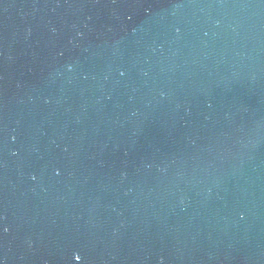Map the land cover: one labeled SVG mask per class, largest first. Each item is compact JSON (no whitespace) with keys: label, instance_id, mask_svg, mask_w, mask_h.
<instances>
[{"label":"water","instance_id":"water-1","mask_svg":"<svg viewBox=\"0 0 264 264\" xmlns=\"http://www.w3.org/2000/svg\"><path fill=\"white\" fill-rule=\"evenodd\" d=\"M0 264H264V0H0Z\"/></svg>","mask_w":264,"mask_h":264},{"label":"snow or ice","instance_id":"snow-or-ice-1","mask_svg":"<svg viewBox=\"0 0 264 264\" xmlns=\"http://www.w3.org/2000/svg\"><path fill=\"white\" fill-rule=\"evenodd\" d=\"M78 259H79V257H78Z\"/></svg>","mask_w":264,"mask_h":264}]
</instances>
